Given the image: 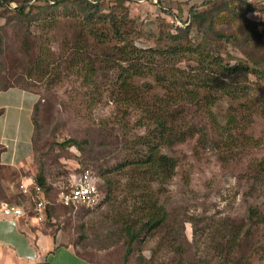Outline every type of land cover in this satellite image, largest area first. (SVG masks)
I'll list each match as a JSON object with an SVG mask.
<instances>
[{"label":"rangeland","instance_id":"374dc122","mask_svg":"<svg viewBox=\"0 0 264 264\" xmlns=\"http://www.w3.org/2000/svg\"><path fill=\"white\" fill-rule=\"evenodd\" d=\"M55 1L58 4L55 5ZM100 1L102 13L109 17L122 15L124 9L116 0ZM210 1L213 3L208 4ZM247 1L251 2L252 10L244 11L243 0H129L124 6L131 20L126 27L130 34L126 41L112 40L108 45L130 41L139 49L162 46L167 43L166 31L175 33L178 27L185 28L189 24L190 7L210 9L222 7L221 3L227 5L219 16L234 11L231 18L238 15L243 20L245 17L251 26L255 25L260 38L257 40L264 43V2ZM24 2H28V6L20 13L18 8ZM74 15L80 18L75 0H11L0 8V86L18 84L38 98L29 162L22 168L0 165L2 199L11 202L22 199L17 196L21 195V181L36 176L40 168L52 187L49 193L52 198L69 185L72 175L84 168L94 171L100 181V169L131 154L133 149L126 145L127 141L146 133L145 128L137 124L139 112L135 108H128V114L124 115L111 100L109 77L115 75L116 70L98 78L97 89L85 82L83 64L88 58L82 62L72 58L76 37L73 31L77 24ZM231 18L215 26V31L229 33L231 39H218L209 29L193 27L189 34L193 45L208 44L207 35L212 36L208 51L221 55L231 64L243 62L257 73L250 72L246 76V98L233 103L228 98H220L210 110L212 115L183 101L173 107L178 110L177 129L183 131L194 126L196 136L164 147L177 159V166L174 176L159 185L158 195L160 203L167 208L171 225L173 222L187 240L183 243V258L206 257L210 264H222L216 247L227 243L230 237L220 223H242L250 206L264 209V175L258 176L254 165L264 158V46H257L249 28H243L236 21L226 22ZM103 48L92 45L88 56L102 57ZM176 64L182 68L196 65L191 56L186 55ZM243 78L241 74L239 79ZM135 80L141 84L147 78ZM150 81L153 87L149 94L163 95L164 91ZM227 81L230 79H223ZM228 117L234 118L233 122L227 123ZM200 128L218 141L217 147H205L199 142ZM73 138L87 139L88 143L80 150L67 144ZM120 178L121 184L126 183L125 175L121 174ZM7 182L11 184L8 186ZM130 197L126 190L116 195V205L123 212L129 209ZM22 201L24 217L32 215L31 199L25 197ZM112 202L72 208L51 219L45 214L43 220L32 221L33 227L59 234L78 254L95 264H122L124 240L118 236V225L114 222L117 210ZM187 217L196 220L190 222ZM247 228L245 224L242 232ZM220 230L227 235L222 236ZM162 233L160 230L153 238L146 239L142 248L144 263L134 260L130 264H160L177 258V254L166 247H156ZM247 234V238L240 239L235 253L242 260L251 255L253 246L264 236V225H250ZM245 264H264V255L252 254Z\"/></svg>","mask_w":264,"mask_h":264},{"label":"trees","instance_id":"16d2710c","mask_svg":"<svg viewBox=\"0 0 264 264\" xmlns=\"http://www.w3.org/2000/svg\"><path fill=\"white\" fill-rule=\"evenodd\" d=\"M9 1L11 0L0 2V8L6 6ZM75 1L79 8L80 18L74 15L77 24L73 31L76 37L73 42L72 52L74 55L72 58L81 62L85 57L88 58V62L83 64L85 82L92 84L94 89H97V79L104 78L108 71L116 70L114 71L115 75L109 77L111 100L116 108L123 110L124 115L128 114V108H135L139 112L137 124L146 130V133L127 141L126 145H131V150L133 149L131 154H127L126 157L111 166L101 168L98 172L100 179L98 188L104 193L100 205L113 201V207L117 210L114 222L118 225L119 238L124 240L122 264H130L134 260L138 263H144L146 260L142 255V248L146 239L148 237L153 238L160 230L163 233L156 247L164 246L177 254V258L173 257L171 260L168 259L160 264H210V260L206 257H194L191 260L183 258L185 251L183 243H187V240L183 233L174 227L173 222L171 225L167 208L163 203H160L158 195L159 190H161L159 185L165 184L166 180L174 176L177 166V159L165 151L164 147L196 136L194 126L183 131L177 129L175 115H177L178 110H174L173 107L183 101L196 106L208 115H212L210 110L220 98H228L232 103L238 99L246 98L248 89L244 84V81H247L246 76L248 77L250 72L257 73L255 69H250L243 62L231 64L221 55H214L208 51L209 40H213L212 36L207 35L208 44L202 43L199 47L193 45L192 38L189 36L192 28L196 27L198 30L202 28L211 30L218 39H231L229 33L215 31V26L219 22H224L225 18H231V13L234 11L219 16L224 10L226 11L227 4L221 3L222 7L213 6L214 8L210 7V9H200L197 5H193L189 9L190 22L185 28L178 27L175 33L166 31L164 38L167 43L162 46L139 49L130 41L129 43L117 44L118 41H126L130 34V30L126 27L131 20L128 17L127 8L124 6V3L129 0H116L118 5L124 9L120 17L116 15L109 17L102 13V1L100 0ZM209 3L213 2L210 1ZM242 3L245 5L244 11L252 10L250 1L243 0ZM54 4L56 5L58 2L55 1ZM27 6L28 2L22 3L18 11L24 13ZM107 18L109 19L107 20ZM228 21H236L243 28H249L252 37L258 43L257 46H264L262 41L257 40L260 38L255 25L251 26L245 17L242 20L237 15L226 22ZM112 40L118 41L108 45V42ZM92 45L103 46L104 55L102 57L100 55L88 56V49ZM184 55L191 56L196 65L189 68L178 66L176 63ZM241 74L246 79H239ZM223 77L229 78L230 81L223 82ZM136 78H147V80L139 84L136 83ZM233 78L235 79L233 80ZM150 80L154 81L164 91L163 95L149 94L153 87ZM10 86L24 88L18 84H9L4 87L0 86V89ZM243 104L246 105V103L241 105ZM37 110L36 103L32 112L33 129V115L37 113ZM227 119V123L234 120L231 117ZM198 130L201 133L199 142L202 145L211 148L217 147L218 141L216 139L207 136V132L201 128ZM87 143V139L77 140L73 138L67 141L68 145H74L80 150ZM254 165L258 168V176H263L264 158ZM121 174L125 175L126 183H120ZM34 177L41 186L44 196L49 200L45 209L48 218L51 219L53 215H58V213L65 214L67 211H71L72 207L62 206L56 202V195L53 198L49 196L52 187L46 182L41 168ZM154 185H157L155 187L158 189H155ZM124 190L131 196L129 200H132L128 205V211L125 212L116 205L118 203L116 195ZM17 196L29 198L22 193ZM23 198L15 202L1 197L0 200L19 204L23 203ZM123 201H127L125 197H123ZM27 216L34 217L33 214ZM187 220L194 222L196 219L187 217ZM220 224L221 227L224 226L222 230L227 231V234L230 233L227 243H221L220 247H216L219 258L223 260H221L222 264H245L246 261L250 260L252 254L260 255L262 253L264 255L263 236L251 249V255L244 257L243 260L235 256L240 239L248 237L250 225H264V209H259L258 206H250L242 223L233 224V222L223 221ZM245 224L248 228L242 232ZM222 230H220L221 235L226 236L227 234H224ZM134 254L137 255L134 257Z\"/></svg>","mask_w":264,"mask_h":264},{"label":"crops","instance_id":"0c3cea01","mask_svg":"<svg viewBox=\"0 0 264 264\" xmlns=\"http://www.w3.org/2000/svg\"><path fill=\"white\" fill-rule=\"evenodd\" d=\"M37 100L34 92L19 86L0 89L1 166L22 168L29 162L32 112ZM24 216L8 218L0 214V264H95L78 254L59 234L34 228L32 221L37 222L36 218L28 221Z\"/></svg>","mask_w":264,"mask_h":264},{"label":"built area","instance_id":"2783aa9c","mask_svg":"<svg viewBox=\"0 0 264 264\" xmlns=\"http://www.w3.org/2000/svg\"><path fill=\"white\" fill-rule=\"evenodd\" d=\"M69 185L59 191L56 202L62 206L77 208L80 206L94 207L101 203L104 193L98 188V178L94 171L85 168L72 175ZM20 191L28 196L32 203L33 215L37 221L45 218V209L48 204L41 186L34 176H30L27 182L20 183ZM23 203H9L0 200V214L8 218H17L25 214Z\"/></svg>","mask_w":264,"mask_h":264}]
</instances>
